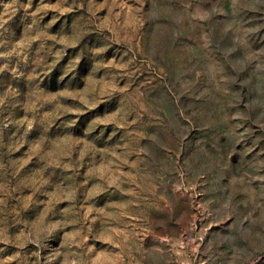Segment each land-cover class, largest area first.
Here are the masks:
<instances>
[{
    "label": "rangeland",
    "instance_id": "1",
    "mask_svg": "<svg viewBox=\"0 0 264 264\" xmlns=\"http://www.w3.org/2000/svg\"><path fill=\"white\" fill-rule=\"evenodd\" d=\"M0 264H264V0H0Z\"/></svg>",
    "mask_w": 264,
    "mask_h": 264
}]
</instances>
